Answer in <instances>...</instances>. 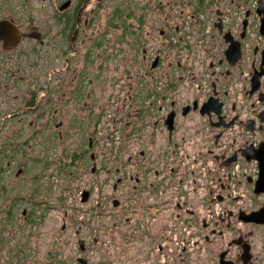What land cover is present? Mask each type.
Here are the masks:
<instances>
[{
	"label": "flooded vegetation",
	"instance_id": "flooded-vegetation-1",
	"mask_svg": "<svg viewBox=\"0 0 264 264\" xmlns=\"http://www.w3.org/2000/svg\"><path fill=\"white\" fill-rule=\"evenodd\" d=\"M109 70L127 108L118 145L98 151ZM27 116L104 172L72 264H264V0H0V134Z\"/></svg>",
	"mask_w": 264,
	"mask_h": 264
},
{
	"label": "rangeland",
	"instance_id": "rangeland-1",
	"mask_svg": "<svg viewBox=\"0 0 264 264\" xmlns=\"http://www.w3.org/2000/svg\"><path fill=\"white\" fill-rule=\"evenodd\" d=\"M35 62L32 61L33 67L41 66V62L33 65ZM116 62L119 61L111 60V63ZM30 72L25 73L29 76ZM122 78L120 70H109L106 76V84H109L106 89L99 91V97H96L100 98L102 113L104 109L105 114L93 124L94 148L98 151L118 145L115 141L108 143L106 136L113 132L115 135L119 134L118 129L123 127L120 122L125 119L124 111L127 105H124L126 102L121 94ZM130 83L134 84V76ZM18 92L19 95L23 94L21 91ZM97 103L98 100L95 107ZM157 109L156 105L150 107L146 104L140 108L141 113L147 116L158 115ZM30 118L31 116H27L22 122L10 123L3 118L1 124L3 130L0 134V264H31L29 255L26 259L16 258L19 250L23 253H34L37 259L38 254L47 251L46 264H55L57 253L58 259L69 260V264H72L79 252L75 230L79 229V236L84 239H87L88 234L90 200L81 202L80 193L93 181L101 179L104 172H90L89 157L79 153L81 148L77 147L74 150L73 140L52 137L49 135V129L54 128L52 124L29 125ZM42 130L47 132L41 133ZM38 132L40 133L37 134ZM40 137L46 139L41 140ZM28 138L31 139L26 140ZM114 139L118 141L117 136ZM155 160L160 161L158 155H155ZM146 162L151 163L152 160L147 159ZM19 168L21 171L17 173ZM152 174L144 177L143 184L146 187L155 184L163 175L162 172L153 176ZM23 209H26L24 214ZM29 211L33 212L32 215L40 214V218L30 221ZM117 211L118 209H114L115 213ZM62 225H65L63 229ZM214 242L215 239L206 246L210 247ZM109 247L114 248L113 245ZM67 253H71V256L63 255ZM158 259L155 264H163L161 256ZM94 262H98L97 257ZM164 264H167V261Z\"/></svg>",
	"mask_w": 264,
	"mask_h": 264
},
{
	"label": "built area",
	"instance_id": "built-area-1",
	"mask_svg": "<svg viewBox=\"0 0 264 264\" xmlns=\"http://www.w3.org/2000/svg\"><path fill=\"white\" fill-rule=\"evenodd\" d=\"M114 133L115 132L109 134L111 136V138H109V139L106 138L108 143H111V141H115L118 143V141H116L114 138H115V136H117V138H118L119 134L115 135ZM118 133H119V131H118ZM222 142H223V145H225V137H223ZM214 153L215 152H210L208 147H206V149L198 157V163H202L203 168L206 169L207 171L210 170V171L214 172L218 168V162L216 161L215 156L213 155Z\"/></svg>",
	"mask_w": 264,
	"mask_h": 264
},
{
	"label": "water",
	"instance_id": "water-1",
	"mask_svg": "<svg viewBox=\"0 0 264 264\" xmlns=\"http://www.w3.org/2000/svg\"><path fill=\"white\" fill-rule=\"evenodd\" d=\"M206 104H208V101H206L203 105H206ZM208 109H215V108H214L213 106H210V105H209V108H208ZM208 109H206V110H208ZM204 110H205V109H202V111H204ZM172 116H173V112L171 111V112L168 114V117H167V120H166V122H167L169 128L171 127ZM230 123H231V121H230ZM216 124L219 125L220 123H216ZM245 154H246V153H245ZM254 156H256V157H258V158L260 159V161H261V163H260V167H261V169L264 170V157H263V155L260 154V153H255ZM261 169H260V173H261ZM20 171H21V168H19V169L17 170V173L20 172ZM88 192H89V191H88L87 189H83V190L81 191V193H80V201H81V202H85V201L88 199ZM25 211H26V209H23V210H22V213L24 214ZM80 243H81V240H80ZM81 263L84 264L85 261H84V262H81Z\"/></svg>",
	"mask_w": 264,
	"mask_h": 264
},
{
	"label": "trees",
	"instance_id": "trees-1",
	"mask_svg": "<svg viewBox=\"0 0 264 264\" xmlns=\"http://www.w3.org/2000/svg\"><path fill=\"white\" fill-rule=\"evenodd\" d=\"M32 214H33V212L32 211H29L28 218H29L30 221H35L36 218H40V214L39 215H32ZM8 218L11 219L12 216L11 217H8ZM28 255H29V252H24L23 253V251H20L19 250V252H17L15 256H16V258H18V259L21 260V259H26L28 257Z\"/></svg>",
	"mask_w": 264,
	"mask_h": 264
}]
</instances>
